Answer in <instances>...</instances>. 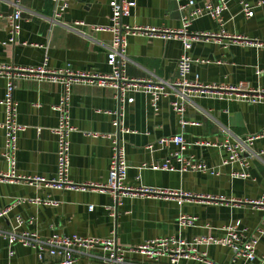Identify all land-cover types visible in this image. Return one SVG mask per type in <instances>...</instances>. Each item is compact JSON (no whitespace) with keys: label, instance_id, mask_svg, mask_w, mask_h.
Segmentation results:
<instances>
[{"label":"crops","instance_id":"0c3cea01","mask_svg":"<svg viewBox=\"0 0 264 264\" xmlns=\"http://www.w3.org/2000/svg\"><path fill=\"white\" fill-rule=\"evenodd\" d=\"M11 0H0V65L14 68H40L49 71L111 74L108 55L113 35L93 33L94 41L86 40L60 26L50 23L53 0H21L22 16L19 34L10 42L8 17L14 12ZM112 0H69L63 16L67 23L83 22L88 26H111ZM204 0H199L198 6ZM227 10L222 24L210 17L195 20L189 34H225L242 36L249 42H236L225 37L192 43L184 50L182 40H164L150 36L128 38L126 56L129 79H162L173 84L178 80V62L184 56L194 61L190 80L203 85L234 86L241 82L252 89L264 91V0H247L253 17L247 18L240 0H226ZM136 7L123 24L130 27L181 30L183 13L179 10L186 0H136ZM88 31V27L83 28ZM15 75V74H13ZM7 75L0 76V124L5 121L1 104L6 94ZM64 92L61 82L35 75H16L15 100L19 105L18 122L25 130L18 135L16 176L52 180L57 174V138L53 130L59 124L56 106ZM169 93H173L168 90ZM120 102L117 90L87 83L73 84L70 96V117L75 131L71 135V166L69 179L77 185L104 183L109 175L113 154L110 136H120L129 165L125 186L181 190L198 196L225 198V203L191 200L179 206L172 200L146 196L120 198L95 190L76 191L48 188L42 183L18 182L0 178V210L11 207L8 216L0 218V231L11 234L24 231L37 233L42 239L53 234L65 236L115 237L123 247H134L150 240L181 236L192 240L198 236L222 237L224 229L240 223L245 236L258 238L256 260L234 261L231 249L223 246L201 247L215 264H264V208L232 201H258L264 198V158L251 161L246 180L230 177L237 165L222 168L220 177L199 173H180L141 169L164 162L178 151L176 146L160 147L161 138L183 134L189 146L185 156L219 166L228 153L216 148L197 147L196 141L223 142V128L237 136H252L264 130V103L252 104L239 100L193 98L185 120L197 124L185 129L172 111L171 94L159 102V111L151 107L147 94L130 90ZM123 114V117H119ZM120 120V130L114 121ZM121 132V133H120ZM120 133V134H119ZM100 136V137H95ZM153 146L154 149H148ZM264 149V140L255 145ZM5 150L4 131L0 129V174H10V164L2 158ZM173 164H176L173 161ZM50 199L57 206H45L34 200ZM22 204L12 206L17 201ZM94 206V211L89 207ZM114 206V216L105 209ZM181 215L197 218L194 228L180 230ZM21 218L23 224L17 222ZM13 252V254H11ZM99 251L76 254V264H105ZM128 264H170L168 258L157 261L131 254ZM61 258L47 255L44 262L36 250L21 245L9 247L0 237V264H60ZM181 264H201L183 261Z\"/></svg>","mask_w":264,"mask_h":264},{"label":"built area","instance_id":"2783aa9c","mask_svg":"<svg viewBox=\"0 0 264 264\" xmlns=\"http://www.w3.org/2000/svg\"><path fill=\"white\" fill-rule=\"evenodd\" d=\"M199 0H186L185 4L179 6L183 13V28L181 30H167L158 28L130 27L123 24V19L131 15L136 7V0H112L111 8V26H88L83 22L67 23L63 21V16L69 9V0H53L54 12L50 23L54 26L65 28L69 32L76 34L86 40L94 41L93 33L109 32L113 35L112 45L108 55V65L112 68L111 74L89 75L85 73L73 72L66 69L60 72L49 71L46 64L40 68H14L11 66L0 65V76L7 75L6 94L1 104L5 108V121L0 124V129L4 131L5 150L2 158L6 160L11 167L10 174H0L4 180L42 183L48 188L70 189L76 191L95 190L101 193L109 194L116 202L120 198L130 196H146L154 198H163L172 200L181 206L186 201L205 200L208 202L225 203V198L213 196H198L181 190H167L149 187H127L124 182L127 178L129 165L127 154L120 136L109 137L112 140L113 154L109 168V175L104 183L77 185L70 181L69 172L71 166V135L75 131L70 117V96L73 84L87 83L98 87H107L117 90L120 102L132 103L134 98L127 99V92L130 90L140 91L147 94L151 100V107L154 111H159V102L173 95L171 101L172 111L179 119V124L183 129L187 126H196L197 124L185 120L187 108L193 104V98L205 97L214 100H239L252 104L264 103V91L255 90L241 82L234 86L203 85L196 80H190L194 61L191 57L184 55L178 62V80L171 84L168 81L158 79H129L127 77L126 56L128 48V38L131 36H150L164 40H182L184 50L190 51L193 42L209 41L219 37H225L236 42H249L245 37L236 36L230 38L225 34H189L188 28L191 24L200 18L210 17L218 24H222L223 13L227 10L226 0H204L203 5L198 6ZM243 11L247 18H252L254 13L247 0H240ZM264 4L261 2L260 5ZM10 6L14 9L11 16L8 17L10 26V42L14 43L19 34L18 22L22 16L21 0H11ZM2 16L0 15V18ZM88 27V31L83 28ZM220 39V38H219ZM15 74V75H13ZM16 75H35L41 79L49 78L54 82H61L64 86V92L60 98L56 110L59 112V124L53 130L57 138V174L52 180L34 177L25 178L16 176V162L18 151V135L25 128L18 122L19 105L15 100V79ZM171 90L173 93H169ZM120 114V112H119ZM119 117H123L120 114ZM114 126L120 130V120L114 121ZM128 133V130H120ZM121 133V132H120ZM119 133V134H120ZM226 138L223 142L211 140L196 141L193 145L197 147L216 148L228 153V158L223 160L219 166H209L204 161L196 160L193 157L185 156L189 146L183 134L161 138L158 141L160 147L176 146L178 151L171 154L164 162L154 163L151 166L144 165L141 169H151L153 171L180 172V173H199L212 177H220L221 169L237 165L238 170H233L230 177L234 180H246L250 177L249 170L251 161L264 158V149L255 150L257 142L264 140V130L252 136H237L228 129L223 128ZM100 137V136H95ZM153 150V146H149ZM173 161L176 164H173ZM233 203L247 204L254 207L264 208V198L258 201L239 200ZM24 201H17L12 206L22 204ZM35 204L45 206H57V202L50 199L34 200ZM94 206L89 210L94 211ZM107 212L114 216V206H107ZM11 207L0 210V218L8 216ZM17 222L23 224L22 219L17 218ZM197 225V218L188 215H181L178 219L180 230L194 228ZM225 234L222 237L198 236L192 240H187L181 236L161 238L147 241L134 247L120 246L115 237L109 239L97 237H82L78 235L65 236L53 234L47 239H42L37 233L28 231L20 233L7 234L0 231V237H3L10 248L15 245H21L26 248L36 250L40 261L44 262L47 255L61 258L60 264H76V254L81 252L99 251L102 253V260L105 264H128L127 256L137 254L157 261L160 258H168L170 264H181L183 261H194L201 264H215L208 259L206 252H201L199 248L207 246H223L232 250L234 261L245 260L253 262L256 260V250L259 243L258 238H249L245 236L246 229L240 228V223L234 226H228L224 229ZM264 232H260V237ZM13 254V252H11Z\"/></svg>","mask_w":264,"mask_h":264}]
</instances>
